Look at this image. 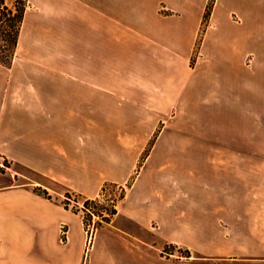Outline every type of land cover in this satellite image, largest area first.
Returning <instances> with one entry per match:
<instances>
[{
  "label": "crops",
  "instance_id": "obj_1",
  "mask_svg": "<svg viewBox=\"0 0 264 264\" xmlns=\"http://www.w3.org/2000/svg\"><path fill=\"white\" fill-rule=\"evenodd\" d=\"M210 1L57 0L68 52L0 65V264H264V0Z\"/></svg>",
  "mask_w": 264,
  "mask_h": 264
},
{
  "label": "rangeland",
  "instance_id": "obj_2",
  "mask_svg": "<svg viewBox=\"0 0 264 264\" xmlns=\"http://www.w3.org/2000/svg\"><path fill=\"white\" fill-rule=\"evenodd\" d=\"M51 1V0H50ZM45 4H43L42 0H29V7L26 14L25 23L23 26L20 45L18 47L16 57L17 63L16 67L20 66V63L23 61L24 57L27 55H33L35 53L48 54L60 49L61 52H68L70 46L68 43H59L58 42V33L61 35L68 36L70 32L68 29L62 25L61 20H65L69 13V9L63 8L64 6H60L57 3L55 4L49 3V0H45ZM70 8V6H69ZM248 64H250V60H248ZM125 82L131 81V76L123 77ZM4 166L2 169L6 168L9 164L6 161H2ZM33 176L32 173H28ZM124 189V188H123ZM122 188L118 187H107L103 192L100 198V204L103 206L110 207L113 204V201L117 200V204L120 201L119 197L123 192ZM81 202V201H80ZM83 202L79 205V209H83ZM117 206V205H116ZM87 219L92 220V217L87 216ZM94 229L98 223L102 220V217L95 218ZM105 224V223H104ZM186 250L184 248H178L174 245L165 244L160 252L159 257L164 258L165 260L170 259L174 262H178L179 264H199L202 262L199 260V254L191 252L187 255ZM225 263V262H224ZM223 262L216 260L211 264H224ZM207 264V263H205Z\"/></svg>",
  "mask_w": 264,
  "mask_h": 264
},
{
  "label": "trees",
  "instance_id": "obj_3",
  "mask_svg": "<svg viewBox=\"0 0 264 264\" xmlns=\"http://www.w3.org/2000/svg\"><path fill=\"white\" fill-rule=\"evenodd\" d=\"M213 1L211 0L205 15L206 20L209 18ZM29 7V0H0V65L11 68L16 57L18 47L20 45L21 34L26 19L27 10ZM107 187H115V185H106L103 192ZM37 192L40 195L51 198L47 189L39 187ZM125 190L123 189L119 200L124 198ZM67 198L74 197L76 201L83 202L85 208L92 207L97 209V212H104L100 214L102 220L96 226V229L100 228L104 223H109L112 218L117 214V200L113 201L110 207H105L100 204V198L96 199H82L80 195L67 193ZM67 206V205H66ZM187 255L190 254L189 250H186Z\"/></svg>",
  "mask_w": 264,
  "mask_h": 264
},
{
  "label": "built area",
  "instance_id": "obj_4",
  "mask_svg": "<svg viewBox=\"0 0 264 264\" xmlns=\"http://www.w3.org/2000/svg\"><path fill=\"white\" fill-rule=\"evenodd\" d=\"M123 189V188H122ZM81 202L80 201H76V199L74 197L71 198H65V204L68 207H71L73 209H79V205ZM83 204V203H82ZM102 204V203H101ZM80 212L82 213L83 217H84V222H85V226H86V230L88 231L90 237L93 234V232H95L97 229H94V225H95V218L102 217L100 216V214L104 213V212H97V209L92 208V207H88L85 208L83 205V209L80 210ZM87 216L92 217V220L90 222V220L87 219ZM68 233H69V229L66 225H62L61 226V240L63 243L67 242V238H68Z\"/></svg>",
  "mask_w": 264,
  "mask_h": 264
}]
</instances>
